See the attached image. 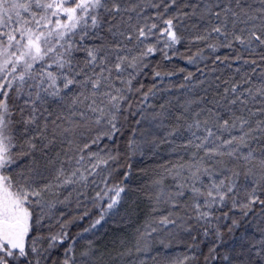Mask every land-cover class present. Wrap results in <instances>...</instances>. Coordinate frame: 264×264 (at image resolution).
Wrapping results in <instances>:
<instances>
[{"label": "snow or ice", "instance_id": "obj_1", "mask_svg": "<svg viewBox=\"0 0 264 264\" xmlns=\"http://www.w3.org/2000/svg\"><path fill=\"white\" fill-rule=\"evenodd\" d=\"M0 264H264V0H0Z\"/></svg>", "mask_w": 264, "mask_h": 264}, {"label": "trees", "instance_id": "obj_2", "mask_svg": "<svg viewBox=\"0 0 264 264\" xmlns=\"http://www.w3.org/2000/svg\"><path fill=\"white\" fill-rule=\"evenodd\" d=\"M177 66L184 67L189 71H195V68L192 65H188L183 60L178 58L173 60L171 64L168 65L169 68ZM172 79L180 80L182 79V75H178ZM144 82L146 84H150L151 76L149 75ZM169 158L170 157L166 149L162 148L157 157H135L129 161V163L132 164V174L126 181V184L132 189V191L128 193L126 202L121 205L118 215L108 217L100 226L97 227L95 235L89 234L101 251H112L114 250V247H119L120 242L129 238L135 228L143 223L147 212V204L142 199L138 200L136 192L147 182L148 177L144 174L145 170L154 168ZM126 170L127 169H121V171ZM64 211L70 215H77L79 210H77L73 205L71 208L64 209ZM92 218H95V213ZM89 222V219L79 221L77 224L72 226V233L75 234L76 232L82 230V228L87 227ZM202 250L206 252L207 245H202ZM183 251V247H173V253L175 255H181Z\"/></svg>", "mask_w": 264, "mask_h": 264}]
</instances>
